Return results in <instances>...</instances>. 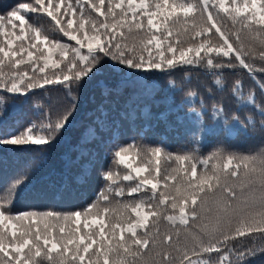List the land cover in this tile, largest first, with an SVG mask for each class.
<instances>
[{"label": "snow or ice", "instance_id": "1", "mask_svg": "<svg viewBox=\"0 0 264 264\" xmlns=\"http://www.w3.org/2000/svg\"><path fill=\"white\" fill-rule=\"evenodd\" d=\"M178 68L210 74L218 91L258 113L264 129L255 91L264 97V0H14L0 9V122L6 95L61 85L66 99L41 105L24 128L0 133V146L53 144L75 118L77 90L98 75L118 74L120 86L147 96L155 86L141 75ZM226 73L234 74L230 86ZM244 75L255 86L247 92ZM207 111L200 98L187 115L202 126ZM210 114L230 137L222 101L213 100ZM230 118L255 124L251 114ZM94 124L93 131L112 133L95 198L71 211H16L13 194L28 179L26 165L0 197V264H249L264 256V145L174 152L142 133L119 142L106 118Z\"/></svg>", "mask_w": 264, "mask_h": 264}, {"label": "trees", "instance_id": "2", "mask_svg": "<svg viewBox=\"0 0 264 264\" xmlns=\"http://www.w3.org/2000/svg\"><path fill=\"white\" fill-rule=\"evenodd\" d=\"M14 0H0V9L7 8ZM67 40V38H64ZM247 44L249 37L242 35ZM74 43V42H70ZM127 71V70H125ZM227 85H231L234 74L226 73ZM140 80H150L155 90L151 95H138L130 88L120 86V76L110 72L87 81L77 90L78 105L75 118L67 129L50 146H0V197L17 173L31 164L28 179L20 184L14 196L16 211L28 209H55L71 211L90 204L101 187L99 170L107 166L106 142L112 133L93 131L97 117L106 118L109 128L120 137L119 142L131 138L139 139L143 134L153 143H163L172 151L198 147L207 155L218 143H224L236 151H249L264 145V129L260 126V116L250 107H239L236 99L227 89L217 90L213 77L202 69L178 68L171 75L156 72L141 75ZM245 92L255 86L244 75ZM264 79V77H261ZM175 81L176 87L168 81ZM49 90L34 89L28 96L11 95L4 97L10 105L0 122V133L24 128L29 121L37 119V109L43 105H58L65 102L66 89L61 85H48ZM208 88L212 89L211 94ZM182 89V90H181ZM194 90L195 97L186 93ZM257 102H264L259 90L255 89ZM203 98L209 111L205 112L202 126H197L195 117L187 113L193 107H200ZM213 100L222 101L225 114L229 117L230 137L226 136L222 121H214L210 110ZM237 112L241 119L251 114L255 124L241 127L231 120ZM203 132L202 142L193 143V136ZM120 214L119 208L114 209ZM215 253L212 254L215 257ZM249 264H264V256L257 255Z\"/></svg>", "mask_w": 264, "mask_h": 264}]
</instances>
